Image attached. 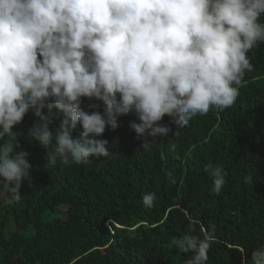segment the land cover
I'll list each match as a JSON object with an SVG mask.
<instances>
[{
    "label": "clouds",
    "instance_id": "1",
    "mask_svg": "<svg viewBox=\"0 0 264 264\" xmlns=\"http://www.w3.org/2000/svg\"><path fill=\"white\" fill-rule=\"evenodd\" d=\"M264 0H0V185L5 204L21 199L31 180L26 152H16L12 129L32 111L30 141L46 150L47 164H90L114 154L103 136L118 117L134 114L129 128L150 151L172 129L187 127L210 107L223 111L239 95L246 55L264 43ZM39 57V58H38ZM93 103L91 112L83 99ZM47 109V114L44 110ZM53 109L63 119L50 129ZM82 131L74 139L72 132ZM210 192L225 184L221 166H206ZM249 181L251 177L247 178ZM153 206L155 192L141 197ZM195 223V221H193ZM189 227L173 244L191 253L184 264H207L214 237ZM241 264H248L242 256ZM264 264V245L251 254Z\"/></svg>",
    "mask_w": 264,
    "mask_h": 264
},
{
    "label": "trees",
    "instance_id": "2",
    "mask_svg": "<svg viewBox=\"0 0 264 264\" xmlns=\"http://www.w3.org/2000/svg\"><path fill=\"white\" fill-rule=\"evenodd\" d=\"M246 55L253 69L234 85V104L223 111L210 107L177 136L165 116L161 123L172 131L150 151L129 128L139 123L130 113L100 137L111 158L48 165L46 150L27 137L38 122L30 111L12 132L15 151L28 154L31 180L22 182L21 199L11 204L4 203L0 185V264H184L191 253L173 240L190 226L194 235L214 237L207 264H241L242 256L251 264L252 252L264 245V43ZM93 103L103 113L99 101L84 98L81 106L91 112ZM53 110L55 130L63 116ZM81 131L77 125L73 138ZM209 164L225 173L218 196L210 192ZM146 192L156 193L151 207L142 203Z\"/></svg>",
    "mask_w": 264,
    "mask_h": 264
},
{
    "label": "bare ground",
    "instance_id": "3",
    "mask_svg": "<svg viewBox=\"0 0 264 264\" xmlns=\"http://www.w3.org/2000/svg\"><path fill=\"white\" fill-rule=\"evenodd\" d=\"M240 102V101H239ZM54 111V110H53ZM56 113V112H55ZM61 116V115H60ZM59 118V117H58ZM60 120V119H59ZM51 127V126H50ZM164 160V159H163ZM59 163V162H58ZM166 165V164H165ZM161 166V165H160ZM59 167V166H58ZM61 170V169H60ZM62 174V173H61ZM260 176V174H259ZM186 179V178H185ZM261 179V178H260ZM186 183V182H185ZM176 188V187H175ZM42 201V200H41ZM41 203V202H40ZM49 205V204H48ZM44 207V206H43ZM46 209V207H45ZM54 210V209H53ZM42 211V210H41ZM37 216V215H36ZM37 218V217H36ZM26 222V221H25ZM29 222V221H28ZM32 223V222H31ZM39 224V223H38ZM42 228V227H41ZM44 229V228H43ZM47 229V228H46ZM50 230V229H49ZM47 242V241H46ZM45 244V243H44Z\"/></svg>",
    "mask_w": 264,
    "mask_h": 264
}]
</instances>
